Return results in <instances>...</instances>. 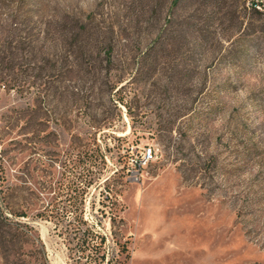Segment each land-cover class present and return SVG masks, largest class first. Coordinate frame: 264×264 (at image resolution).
Segmentation results:
<instances>
[{
    "label": "rangeland",
    "instance_id": "1",
    "mask_svg": "<svg viewBox=\"0 0 264 264\" xmlns=\"http://www.w3.org/2000/svg\"><path fill=\"white\" fill-rule=\"evenodd\" d=\"M79 177L103 264H264V0H0V264H79Z\"/></svg>",
    "mask_w": 264,
    "mask_h": 264
},
{
    "label": "trees",
    "instance_id": "2",
    "mask_svg": "<svg viewBox=\"0 0 264 264\" xmlns=\"http://www.w3.org/2000/svg\"><path fill=\"white\" fill-rule=\"evenodd\" d=\"M258 6L261 5L253 3V9L256 12H259ZM102 162H104V159H102ZM79 178L81 179L68 184L65 193V202L68 203L64 205L61 211V216L68 219V224L65 227L68 236V251L78 255L77 263L79 264H103L107 253L105 249L106 239L94 228V225L85 219V196L93 181H87L83 177ZM109 195L110 193L105 198L109 199ZM113 202L116 206L119 204L116 195ZM120 210L122 211V207L117 209L116 213H113L110 217L113 226H115L117 219L122 220L119 215ZM120 248L127 250V242L121 243ZM82 260H85V262H82Z\"/></svg>",
    "mask_w": 264,
    "mask_h": 264
},
{
    "label": "built area",
    "instance_id": "3",
    "mask_svg": "<svg viewBox=\"0 0 264 264\" xmlns=\"http://www.w3.org/2000/svg\"><path fill=\"white\" fill-rule=\"evenodd\" d=\"M160 148L156 145H151L144 147L138 156L135 159H131L127 167V173L129 180L134 183H140L144 176V171L147 167L157 161L159 158Z\"/></svg>",
    "mask_w": 264,
    "mask_h": 264
}]
</instances>
